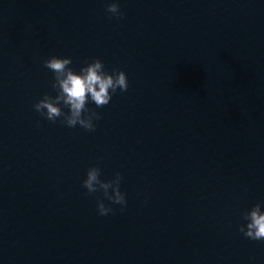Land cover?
<instances>
[{"label": "water", "instance_id": "95a60500", "mask_svg": "<svg viewBox=\"0 0 264 264\" xmlns=\"http://www.w3.org/2000/svg\"><path fill=\"white\" fill-rule=\"evenodd\" d=\"M111 2L0 0V264H264V0ZM51 56L126 73L94 132L34 111Z\"/></svg>", "mask_w": 264, "mask_h": 264}, {"label": "clouds", "instance_id": "9594fccd", "mask_svg": "<svg viewBox=\"0 0 264 264\" xmlns=\"http://www.w3.org/2000/svg\"><path fill=\"white\" fill-rule=\"evenodd\" d=\"M106 10L111 16L123 17L119 3L115 0L107 4ZM71 64L70 57L57 56H51L43 62V66L53 74L50 86L55 95L44 94L33 105V109L53 123L59 119L68 128L79 126L94 132V121H98L100 115L90 110L88 105L94 104L96 108H102L110 103L117 90L127 91V75L122 70L106 71L100 59L86 63L79 71L69 67ZM100 175V168L93 166L88 168L83 180V187L88 194H103L104 199L97 200L98 215L106 216L112 212V208L107 207L104 200L120 205L123 210L127 201L126 194L120 190L122 176L117 172L113 179L103 181ZM243 220L245 223L240 225L239 231L244 237L253 241H264V202H257L247 210L243 214Z\"/></svg>", "mask_w": 264, "mask_h": 264}]
</instances>
